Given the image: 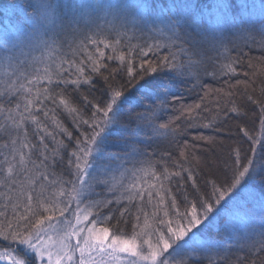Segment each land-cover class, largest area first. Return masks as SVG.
I'll list each match as a JSON object with an SVG mask.
<instances>
[{"label": "snow or ice", "instance_id": "6c2138e0", "mask_svg": "<svg viewBox=\"0 0 264 264\" xmlns=\"http://www.w3.org/2000/svg\"><path fill=\"white\" fill-rule=\"evenodd\" d=\"M23 7L30 31L22 33L16 44L4 40L0 45V246L5 249L0 260L8 264H264V187L259 192L262 214L258 229L239 237L244 241L240 244L243 256L234 253L230 244L225 246L224 237L231 239L234 234L224 229L215 236L208 232V225L249 180L259 176L264 185V166L257 171L251 157L242 164L237 154L231 179L224 184L209 181L210 193H202L194 180V169L185 156L187 145L180 150L185 163L177 162L176 170L165 164L160 172L150 159L140 161L141 167L124 168L143 155L136 147V134L142 128H151L154 135L183 132L175 121L157 122L175 101L177 85L191 84L188 91L203 87L201 72L213 79L238 75L236 65L242 62L230 55L228 47V43L236 47L228 40L235 33L226 28L209 34L190 17L146 4L36 0ZM133 7L143 13L130 26L126 16L118 17L123 21L119 24L106 21L107 27L91 18L86 22L87 31L81 26L80 13L85 8L107 15ZM259 24L257 32L256 22L249 27L240 21L243 28L237 26V32H257L258 43L264 45V19ZM69 35L74 38L67 39ZM253 42H257L254 37ZM35 48H43L44 54L29 59V50ZM53 51L62 54L53 57ZM112 61L118 62L116 67L111 66ZM248 67L254 65L249 62ZM117 74L125 78L117 80ZM97 77L107 89L102 101L85 94L96 88ZM247 87V100L260 108L264 125V99L247 94ZM260 92L264 97V88ZM75 94L83 100V107L77 105ZM224 94L236 95L234 91ZM199 108L200 104L181 108L176 120L186 115L195 122ZM88 111L90 115H86ZM60 112L72 117L83 138L75 140L71 151L59 138L63 133L72 139L58 118ZM229 112L242 115L234 101L224 115ZM126 129L132 135H122L121 130ZM241 131L248 135L244 128ZM249 139L256 143L254 137ZM251 151L255 154L254 146ZM117 170H121L119 176ZM184 172L199 199L185 194L181 211L165 182L171 184L173 177L179 178L177 190L183 189ZM98 185L114 198H93ZM145 196L148 204L158 198L155 210L151 217L143 212V223L137 214L131 234H126L117 226L121 220L127 223L128 205L137 200L142 203ZM166 199L171 201L170 207L165 205ZM124 201L128 205L119 209L117 226H112L115 209L111 205ZM73 204L74 222L65 215Z\"/></svg>", "mask_w": 264, "mask_h": 264}, {"label": "trees", "instance_id": "16d2710c", "mask_svg": "<svg viewBox=\"0 0 264 264\" xmlns=\"http://www.w3.org/2000/svg\"><path fill=\"white\" fill-rule=\"evenodd\" d=\"M35 2L36 0H0V45L3 44L4 40H7L9 45L16 44L23 38L22 33L30 31L25 23L27 16L23 6ZM57 2L77 4L113 3L133 6L146 4L155 6L157 10L165 9L167 11V9H171V15H181L185 18L190 17L194 25H198L201 30H206L209 34L226 28H230L235 33L234 36H229L228 40L234 41L236 47L233 48L232 43H228V47L231 49L230 55L232 57H239L242 62L236 65L238 75L231 77L219 76L213 79L210 76L203 75L201 72L200 84L203 87H196L188 91L186 89L191 88V84L177 85L175 89L177 92L175 101L160 116L157 122L167 123L170 120L175 121V124L182 128L183 132L175 136L171 133L154 135L151 128H142L136 134L139 138V143H137L136 147L143 155L130 160L124 165V168L141 167L140 161L150 159L160 172L163 171L165 164L170 170H176L177 162L180 164L185 163L184 160L180 159V150L184 145H187L185 156L189 158L190 165L194 169V180L202 193H210L211 186L209 181L224 184L226 180L231 179L237 154H239L242 164L246 163L247 157H251L255 162L257 171H259L261 166H264V146H262L264 145V125L261 124L260 108L256 104H252L251 101H248L245 95V85H248L247 94H251L258 99H264L260 92V89L264 88V45L258 43L261 37L257 34L260 29L259 22L264 19V0H260L259 4H249L248 0H57ZM14 5L15 7H13ZM224 5H227V7H223ZM27 11H31V9ZM142 13L143 9L135 7L107 15L104 12L93 13L85 8L80 13L82 16L81 26L87 31L86 22L89 18L104 27H107L106 21L109 20L114 24H119L123 22L118 19L120 16H126L130 26L131 21L134 18H138ZM97 17L100 18L97 19ZM234 19L235 24H233ZM240 21H243L249 27H251L252 22H256L257 32L249 33L243 30L237 32V26L241 29L243 28L240 25ZM253 37L257 41L256 43L253 42ZM73 38L71 35L67 37L69 40ZM29 51V59L32 56H41L45 52L43 48H35ZM58 54H62V52H52L53 57H56ZM2 55L3 53L0 52V83L3 81ZM249 62L254 65L253 68L248 67ZM110 63L112 67H116L118 64L117 61ZM254 71L256 75L253 76L251 74ZM245 72L249 73V75L245 76ZM124 78L123 74H117V80H123ZM238 80L241 81L240 84H237ZM217 89L222 90V92L218 93ZM106 90L103 79L97 77L96 88L91 90V94L88 92H85V94L90 95V98L95 97L97 100L102 101ZM205 90H209L207 96L205 95ZM230 91H234L236 95L229 96L224 94ZM75 95L77 105L83 107V100L80 99L79 94ZM233 101L240 106L242 115L236 116L235 113L229 112L225 116L224 111L232 107ZM196 104H200V108L195 110L198 113L195 122L189 121L186 115L180 120H176V117L181 115V108L195 106ZM126 111L129 110L126 109ZM132 111L135 110L133 109ZM218 112L220 113L219 115H217ZM86 115H90V111ZM214 117L215 119L213 120ZM58 118L63 126L72 133L71 140L63 133L59 134V138L69 145L68 151H71L75 148V140L83 138L80 137V132L77 131L71 116L60 112L58 113ZM210 121L212 123L209 127H203V124H208ZM190 123L191 127L188 126ZM81 127L85 126L82 125ZM241 128H244L248 135H245V132L241 131ZM121 134L130 136L132 135V130H121ZM249 136L255 138V144H253L252 139H249ZM201 137L204 139H200ZM253 146L256 149L255 154L251 151ZM116 150L113 148V151ZM121 170H117L115 175L119 176ZM56 171L59 174L61 170L57 168ZM182 175L184 176L183 189L177 190L175 182L179 178L173 177V183L171 184L165 182L166 187L172 190L173 196L177 199L181 211L184 210L185 206V194L189 196V199H199V194L192 187V181L187 180L188 173L184 172ZM261 187H264V185H261L259 176L255 180H249L247 185L243 187L249 189L255 196L254 201L257 202V209L248 203L247 207L249 209L244 208V212H241L244 214V217L240 219L245 225L240 226L237 223V225L234 224V227L230 226L227 232L234 234L233 238L224 237L226 241L225 246L230 244L232 251L240 256H243L245 252L240 250V244L244 241L239 237H247L251 230L254 228L258 229L259 226L262 214V207L259 201ZM106 195L108 198H114L113 194L107 193L103 185L96 186L93 198L101 199ZM147 199V196H145L142 203L137 200L133 201L131 205H128L127 201H124L120 205L113 203L111 208L115 209V212L110 224L117 226V219L120 217L119 209L128 205L131 214H126L127 223L125 224L121 220L117 227L123 229L126 234H131L132 224L136 222L135 216L139 214L140 222L143 223V212H147L151 217L152 212L155 210L156 199L158 198H155L152 204H148ZM242 200L245 199L238 198L235 200L233 207H238ZM170 204L171 201L166 199L165 205L170 207ZM137 206H139V212ZM104 211L107 212L108 209ZM158 215L162 217L163 213L160 212ZM209 234L215 236L217 232L209 231ZM248 243H251V241H248ZM0 249L4 250V247L0 246ZM232 258L235 259V256Z\"/></svg>", "mask_w": 264, "mask_h": 264}, {"label": "rangeland", "instance_id": "374dc122", "mask_svg": "<svg viewBox=\"0 0 264 264\" xmlns=\"http://www.w3.org/2000/svg\"><path fill=\"white\" fill-rule=\"evenodd\" d=\"M249 4H259L260 0H248ZM245 4V3H244ZM246 6V5H243ZM147 185H145L146 187ZM0 191H3L0 189ZM251 191L247 188H241L239 191V195L232 200L227 208L222 209L220 211L219 217H216L211 224L208 225V232H218L221 229H224L228 231L229 227H234V224L244 226L245 223L242 222L240 219L244 217V214L241 212H244V208L249 209L247 207V204L250 203L255 209H257L256 201H254L253 194ZM238 198L245 199L240 202L238 207H233L234 201L237 200ZM75 211V204L72 205V207L68 210V212L65 213V215L69 218L72 219L74 222V217L72 213ZM226 221V223H225ZM207 223V222H206ZM74 242V241H73ZM5 250V249H4ZM4 250L0 249V252H3ZM0 264H8L7 260H0Z\"/></svg>", "mask_w": 264, "mask_h": 264}]
</instances>
